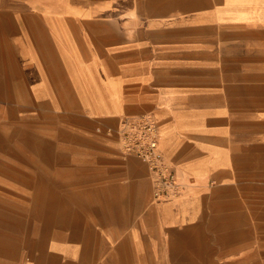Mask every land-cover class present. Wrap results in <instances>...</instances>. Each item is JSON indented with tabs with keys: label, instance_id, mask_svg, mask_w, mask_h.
<instances>
[{
	"label": "crops",
	"instance_id": "1",
	"mask_svg": "<svg viewBox=\"0 0 264 264\" xmlns=\"http://www.w3.org/2000/svg\"><path fill=\"white\" fill-rule=\"evenodd\" d=\"M143 113L179 196L120 148ZM27 119L0 134V171L36 176L0 197V264H264V0H0V129ZM11 206L40 224L20 246Z\"/></svg>",
	"mask_w": 264,
	"mask_h": 264
},
{
	"label": "built area",
	"instance_id": "2",
	"mask_svg": "<svg viewBox=\"0 0 264 264\" xmlns=\"http://www.w3.org/2000/svg\"><path fill=\"white\" fill-rule=\"evenodd\" d=\"M117 135L124 154L134 155L147 164L156 199H169L181 194L182 184L160 148L159 129L152 114L125 117L117 128Z\"/></svg>",
	"mask_w": 264,
	"mask_h": 264
},
{
	"label": "rangeland",
	"instance_id": "3",
	"mask_svg": "<svg viewBox=\"0 0 264 264\" xmlns=\"http://www.w3.org/2000/svg\"><path fill=\"white\" fill-rule=\"evenodd\" d=\"M34 120L33 119H27L26 121H22L20 123H17L15 125H12L10 127H5L0 129V134L1 135H10V136H15V135H19L21 133H26L28 131H30L31 133L35 132L34 129ZM46 130L44 128L43 133H45ZM51 133V132H48ZM5 144V143H4ZM16 145L15 143H12V146ZM21 162H24L21 161ZM20 162V163H21ZM33 163V159H28L27 163ZM11 163H16L15 160H11ZM25 168H29V167H25ZM4 171V172H3ZM8 171H10L11 173H9ZM29 171V169L27 170V172ZM13 172H17L16 169L14 168H9L7 167L5 170L0 171V197L4 196V192L6 193V195H10L12 200L11 202H18L16 200H14L15 198H17L16 196H18L20 193L25 196L28 197L30 196V194L32 193L29 189H23V188H28V186H30L29 184L33 183L36 176L35 175H27L25 173H21V174H14ZM40 177L37 176V178ZM42 178L45 179H49V178H58V175H42ZM61 178V176H60ZM63 180V179H62ZM65 181V180H63ZM19 186V187H17ZM6 188V190L4 191L3 189ZM18 188L23 189L21 191V189L18 190ZM5 195V196H6ZM3 207H0V213L3 210ZM7 215L11 216V219L14 221H23L21 222V229L19 232H16L17 235V239L14 241H12V245L19 244L23 245L24 242V237H27V240H29V238H31V236L39 230L40 228V224L36 223V222H30L27 221L30 218H33L35 215V208L31 207V206H11L9 208H5V212ZM26 220V222H25ZM13 247H11L12 249Z\"/></svg>",
	"mask_w": 264,
	"mask_h": 264
}]
</instances>
